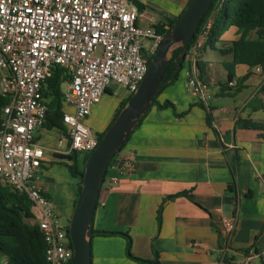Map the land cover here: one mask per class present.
I'll list each match as a JSON object with an SVG mask.
<instances>
[{"label": "crops", "instance_id": "0c3cea01", "mask_svg": "<svg viewBox=\"0 0 264 264\" xmlns=\"http://www.w3.org/2000/svg\"><path fill=\"white\" fill-rule=\"evenodd\" d=\"M139 1L143 9L137 23L157 26L181 14L189 0ZM226 31L222 43L237 36L235 27ZM207 48L199 59L205 63L208 97L204 102L212 107L211 119L207 121L205 110L196 104L198 97L187 88L191 67L184 62L178 77L159 92L108 168L91 225L93 230L115 233L91 236L92 264H153L129 258L120 232L129 235L135 256L153 260L157 253L158 264H219L224 258L264 264V136L261 131L235 127L237 119L264 120V69L248 67L240 75L249 73L240 91L216 96L227 76L222 62L231 56L224 54L229 58L216 61ZM119 87L109 85L91 108L86 124L90 129L97 125L96 135L130 94ZM106 97L111 102L100 116ZM164 101L173 106H157ZM63 110L72 108L64 105ZM63 133L59 128L35 130L34 141L42 147L44 158L32 182L51 199L58 217L69 223L78 186L65 165L70 160L62 157L67 141L58 143ZM127 154L134 157V170L108 186V177L116 173L115 162ZM234 158L233 174L228 162ZM233 217L234 227L228 232L223 222Z\"/></svg>", "mask_w": 264, "mask_h": 264}, {"label": "built area", "instance_id": "2783aa9c", "mask_svg": "<svg viewBox=\"0 0 264 264\" xmlns=\"http://www.w3.org/2000/svg\"><path fill=\"white\" fill-rule=\"evenodd\" d=\"M137 16L128 0H0V93L8 98L0 123V184L29 198L48 264H70L73 249L69 224H61L51 199L32 182L44 158L34 141L47 110L42 83L54 65L69 74L62 99L72 111L63 112L66 132L58 143L67 141L66 154L91 152L98 143L86 124L92 106L111 82L133 93L146 73L148 57L163 41V33L153 25H139ZM210 25L208 19L186 50L192 68L186 85L203 101L208 97L207 85L198 78L196 61ZM253 68L262 71L260 65ZM114 166L116 173L108 177V186L131 174L133 155L119 157ZM234 221L235 217L224 219L228 232Z\"/></svg>", "mask_w": 264, "mask_h": 264}, {"label": "trees", "instance_id": "16d2710c", "mask_svg": "<svg viewBox=\"0 0 264 264\" xmlns=\"http://www.w3.org/2000/svg\"><path fill=\"white\" fill-rule=\"evenodd\" d=\"M179 16L180 14L175 18H169L165 24L157 25L155 28L165 36ZM208 19H211V25L207 31L199 56L202 50L206 47L216 50L222 55L229 54L231 56V59L222 62V65L227 72V76L225 82L218 85L216 96H232L241 90L244 86L243 82L249 76V73H246L243 76L236 77L235 67L237 65L244 64L249 68L260 65L262 69H264V0H212L208 9L204 12L187 49L203 30ZM230 27L236 28L237 37L230 41L228 46H217L216 43L219 41V36ZM251 33H254V37H250ZM180 51L181 48L178 47L170 58L161 78L164 83L153 98L150 106L156 103V97L159 92L178 77L179 71L182 69L184 62H187L186 53L184 57H180ZM153 55L154 54L148 57V65L150 64ZM196 64L199 70L198 78L204 81L205 63L198 57ZM68 81L69 74L64 68L58 65L51 67L50 76L43 81L41 92L47 104L45 120L43 123L44 128H59L66 132V127L63 123L64 105L62 99V85ZM231 81H235V83L229 85V82ZM131 94L119 103L106 128L96 135L98 141L114 121ZM7 103L8 98L0 93V123L2 121V108ZM196 104L205 110L207 121H209L212 116V107L209 104H206L203 100L197 101ZM157 106L162 108L173 105L170 101H164ZM261 106H263V104L259 101V107ZM256 107L258 106H255V108ZM144 114L140 116L139 122ZM235 127L261 131L260 135L264 136V120L245 121L237 119ZM89 153L90 152H72L62 156L63 158L70 160V162L65 165L69 173L77 179L78 193L81 188L80 181L83 175L84 162ZM117 154L118 151L115 152L113 158L109 162L103 177V182L105 181L108 168L115 160ZM234 161L235 158L228 162L229 168L233 174L235 173ZM88 233L91 239L93 234L106 235L115 232L96 231L93 230L92 225H90ZM120 233L126 238L125 250L126 255L129 258L142 263H159L157 253H155V259L153 260L141 259L135 256L131 252V239L129 235L125 232ZM44 251L45 243L37 223L32 220L31 202L29 198L23 193H19L6 185L0 184V264H48L44 257ZM223 260L225 264H235L232 262L231 258H224Z\"/></svg>", "mask_w": 264, "mask_h": 264}, {"label": "water", "instance_id": "95a60500", "mask_svg": "<svg viewBox=\"0 0 264 264\" xmlns=\"http://www.w3.org/2000/svg\"><path fill=\"white\" fill-rule=\"evenodd\" d=\"M211 2L212 0H189L187 2L154 53L137 89L130 95L114 121L85 159L80 181L81 188L68 225L73 249L70 264H92L88 231L107 166L115 152L121 149L131 131L138 124L140 116L150 107L153 98L164 83L161 78L175 50L180 47L179 56H185L190 40ZM130 3L135 6L138 13L143 9V3L139 0H133Z\"/></svg>", "mask_w": 264, "mask_h": 264}, {"label": "rangeland", "instance_id": "374dc122", "mask_svg": "<svg viewBox=\"0 0 264 264\" xmlns=\"http://www.w3.org/2000/svg\"><path fill=\"white\" fill-rule=\"evenodd\" d=\"M231 31H232V30H231ZM226 32H227V31H226ZM228 34L230 35V32H229ZM226 35H227V34H226ZM236 37H237V36H235V38H236ZM223 38H225V33H223V34H221V35L219 36V41H217V43H216L217 46H219V47H225V46H228V45H229L228 42H223V43H222V40H221V39H223ZM235 38H234V39H235ZM146 42H147V40L144 41V43H146ZM207 54H208V56H209L210 58H212L213 60H216V61H219V60H225L224 58H229L228 55H222V54H220L218 51L213 50V49H211V48H207ZM247 68H248V66H246V65H244V64L237 65V66L235 67V75H236V77H237V76H240L241 74H244V73H245V70H246ZM110 85H111L113 88H117V87H119V85L116 84V83H114V82H111ZM62 87H63V89L66 88V83L63 84ZM119 88H120V87H119ZM118 91L120 92L121 89L118 90ZM110 102H111V100H110L108 97L104 98L103 103H102V111L100 112V116L105 115V114L107 113L108 108H109V105H110ZM91 130H92L93 134L96 135L95 132L98 131V127H97V125H93V126L91 127ZM118 152H120V150H119ZM59 221L61 222V224H63L64 222H65V223L67 222V221L65 220V218H64L62 215L59 216ZM67 224H69V223L67 222Z\"/></svg>", "mask_w": 264, "mask_h": 264}]
</instances>
